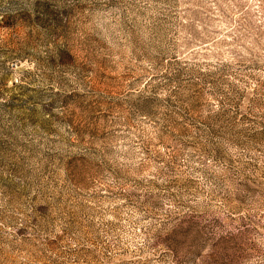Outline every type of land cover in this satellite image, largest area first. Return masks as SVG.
I'll use <instances>...</instances> for the list:
<instances>
[{"label":"rangeland","instance_id":"1","mask_svg":"<svg viewBox=\"0 0 264 264\" xmlns=\"http://www.w3.org/2000/svg\"><path fill=\"white\" fill-rule=\"evenodd\" d=\"M0 264H264V0H0Z\"/></svg>","mask_w":264,"mask_h":264}]
</instances>
